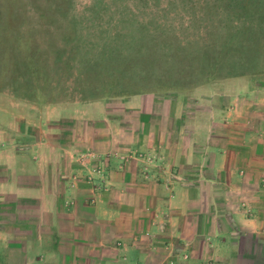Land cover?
Returning a JSON list of instances; mask_svg holds the SVG:
<instances>
[{
	"label": "crops",
	"instance_id": "obj_1",
	"mask_svg": "<svg viewBox=\"0 0 264 264\" xmlns=\"http://www.w3.org/2000/svg\"><path fill=\"white\" fill-rule=\"evenodd\" d=\"M193 94H0V264H264V92Z\"/></svg>",
	"mask_w": 264,
	"mask_h": 264
},
{
	"label": "rangeland",
	"instance_id": "obj_2",
	"mask_svg": "<svg viewBox=\"0 0 264 264\" xmlns=\"http://www.w3.org/2000/svg\"><path fill=\"white\" fill-rule=\"evenodd\" d=\"M247 88L264 92V0H0V94L27 110Z\"/></svg>",
	"mask_w": 264,
	"mask_h": 264
}]
</instances>
